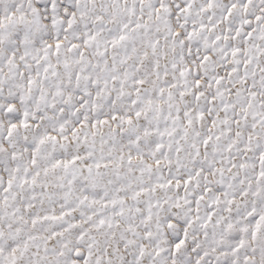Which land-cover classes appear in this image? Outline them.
<instances>
[{"label":"snow or ice","instance_id":"1","mask_svg":"<svg viewBox=\"0 0 264 264\" xmlns=\"http://www.w3.org/2000/svg\"><path fill=\"white\" fill-rule=\"evenodd\" d=\"M0 264H264V0H0Z\"/></svg>","mask_w":264,"mask_h":264}]
</instances>
